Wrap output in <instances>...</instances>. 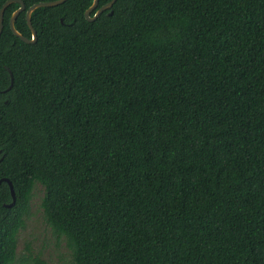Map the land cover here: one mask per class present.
Returning <instances> with one entry per match:
<instances>
[{
  "label": "trees",
  "instance_id": "16d2710c",
  "mask_svg": "<svg viewBox=\"0 0 264 264\" xmlns=\"http://www.w3.org/2000/svg\"><path fill=\"white\" fill-rule=\"evenodd\" d=\"M92 2L36 8L34 43L3 12L0 264L35 183L72 264H264V0Z\"/></svg>",
  "mask_w": 264,
  "mask_h": 264
},
{
  "label": "rangeland",
  "instance_id": "374dc122",
  "mask_svg": "<svg viewBox=\"0 0 264 264\" xmlns=\"http://www.w3.org/2000/svg\"><path fill=\"white\" fill-rule=\"evenodd\" d=\"M43 186L35 183L24 226L16 240V259L13 264H32L39 256L46 264H72L71 252L63 237L52 233L44 220L40 206Z\"/></svg>",
  "mask_w": 264,
  "mask_h": 264
},
{
  "label": "water",
  "instance_id": "95a60500",
  "mask_svg": "<svg viewBox=\"0 0 264 264\" xmlns=\"http://www.w3.org/2000/svg\"><path fill=\"white\" fill-rule=\"evenodd\" d=\"M65 0H51V1H40V2H36L32 5H30L26 10H25V5L23 3L22 0H6L1 8H0V33L2 31V26H3V12L5 10V8L12 2H19L20 3V6L14 10V12L12 13L10 19H9V26H10V29L12 30V32L17 36L19 37L22 41L26 42V43H34L37 39V35H36V31L35 29L32 27V24H31V14L32 12L38 8V7H44V6H55V5H58V4H61L63 3ZM116 0H110L109 2H107L106 4L100 6L96 11L95 13L91 16V12L97 7V4H98V0H93L92 4L90 5L89 8H87L84 12V16L85 18L88 20V21H92V20H95L100 13H102L103 11H105L106 9H109L113 3L115 2ZM25 10V16H26V21H27V24L28 26L30 27L31 29V38H27L25 36H23L20 32H18L16 29H15V26H14V23H15V19L17 17V15L21 12ZM112 13V10L109 11V14ZM8 184H9V187H10V191H11V194H12V201L10 204H7L6 206H11L14 204L15 202V194H14V191H13V188H12V184L10 183L9 180L5 179Z\"/></svg>",
  "mask_w": 264,
  "mask_h": 264
}]
</instances>
